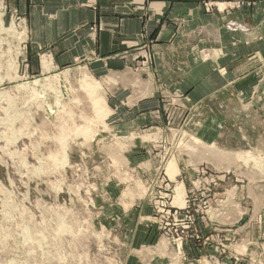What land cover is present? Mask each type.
Segmentation results:
<instances>
[{
	"label": "rangeland",
	"instance_id": "rangeland-1",
	"mask_svg": "<svg viewBox=\"0 0 264 264\" xmlns=\"http://www.w3.org/2000/svg\"><path fill=\"white\" fill-rule=\"evenodd\" d=\"M26 41L0 3V264H264V57L197 104L158 89L131 126L117 79L29 72Z\"/></svg>",
	"mask_w": 264,
	"mask_h": 264
},
{
	"label": "crops",
	"instance_id": "crops-1",
	"mask_svg": "<svg viewBox=\"0 0 264 264\" xmlns=\"http://www.w3.org/2000/svg\"><path fill=\"white\" fill-rule=\"evenodd\" d=\"M212 2L220 11L204 10ZM0 3L25 23L29 72L82 65L112 76L113 120L131 126L155 123L163 104L158 89L183 92L197 104L256 70V58L264 57V0ZM198 51L210 56L197 59Z\"/></svg>",
	"mask_w": 264,
	"mask_h": 264
},
{
	"label": "bare ground",
	"instance_id": "bare-ground-1",
	"mask_svg": "<svg viewBox=\"0 0 264 264\" xmlns=\"http://www.w3.org/2000/svg\"><path fill=\"white\" fill-rule=\"evenodd\" d=\"M10 28H13L12 24H11V27H10ZM237 28H238V27H237ZM43 63H44V66H45L47 69L50 67V61H48L47 59L44 58V59H43ZM83 79H85V76H83ZM83 79H82V81H83ZM36 81H37V80H35V81H33V82H36ZM44 84H46V83H44ZM25 86H26V85H25ZM30 88H31V87H30ZM91 88L93 89L94 86H92ZM30 90H32V89H30ZM35 91H36V89H35ZM35 91H34V92H35ZM1 92H2V91H1ZM32 92H33V91H32ZM91 92H93V91H91ZM2 93H3V92H2ZM35 93H36V92H35ZM0 95H1V93H0ZM95 103H97V102H95ZM191 138H192V137H191ZM185 139H186V138H185ZM200 142H201V141H200L199 139H197V138L194 137V139H193V145H192L193 148H195V145L198 146V145L200 144ZM203 143H204V142H203ZM194 144H195V145H194ZM199 147H200V149H199ZM199 147H197V149H199L200 151H201L202 149H204V148H203L204 146L201 145V144L199 145ZM201 148H202V149H201ZM208 150H209V149H208ZM200 151H199V152H200ZM202 151H203V150H202ZM214 151H215V150H214ZM203 152H204V151H203ZM213 153H214V152H213ZM208 157L210 158L209 160H211V157H213L211 151H210L209 154L207 155V158H208ZM218 166H219V165H218ZM242 210H243V209H242ZM240 211H241V210H240Z\"/></svg>",
	"mask_w": 264,
	"mask_h": 264
},
{
	"label": "built area",
	"instance_id": "built-area-1",
	"mask_svg": "<svg viewBox=\"0 0 264 264\" xmlns=\"http://www.w3.org/2000/svg\"><path fill=\"white\" fill-rule=\"evenodd\" d=\"M208 7H209V6L207 5V6H206V10H208V11H209Z\"/></svg>",
	"mask_w": 264,
	"mask_h": 264
}]
</instances>
